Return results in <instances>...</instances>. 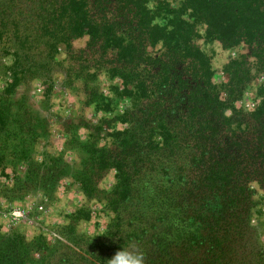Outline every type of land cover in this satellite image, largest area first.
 Masks as SVG:
<instances>
[{"label":"trees","instance_id":"trees-1","mask_svg":"<svg viewBox=\"0 0 264 264\" xmlns=\"http://www.w3.org/2000/svg\"><path fill=\"white\" fill-rule=\"evenodd\" d=\"M202 40L247 50L225 64L222 85ZM1 51L14 62L0 92V168L26 167L7 200L51 195L72 177L113 217L91 238L77 234L74 216L67 241L52 246L0 232V264H108L121 247L142 252L144 264H264L253 223V184L264 193V88L256 109L236 106L264 76V0H0ZM56 74L84 105L103 99V75L134 98L113 118L65 127L74 165L63 154L37 158L49 121L18 96L20 85ZM111 171L107 191L100 183Z\"/></svg>","mask_w":264,"mask_h":264},{"label":"rangeland","instance_id":"rangeland-1","mask_svg":"<svg viewBox=\"0 0 264 264\" xmlns=\"http://www.w3.org/2000/svg\"><path fill=\"white\" fill-rule=\"evenodd\" d=\"M173 6H178L181 0H167ZM82 44V41L78 42ZM203 50L212 58L214 82L222 85L228 80L224 66L231 59L237 58L247 50L244 46L225 49L216 41H200ZM0 92L9 82L10 69L13 66L12 52H0ZM63 58L60 52L58 59ZM101 91L103 99L98 104L84 105V96L80 91L65 86L63 77L56 74L47 80H34L27 85L18 87V96L25 95L29 104L38 110L42 117L49 121V133L38 141L36 155L39 160L48 156L63 154L65 160L71 165L79 162L78 155L66 148L65 127L74 120L77 125L86 119L96 123L103 118H113L120 115L134 104L133 96L122 93L121 80L108 75L101 76ZM264 88V76L259 75L246 89L243 97L236 106L252 111L260 103V89ZM116 129H124L126 124L115 121ZM82 139L88 137L89 131L80 128L78 131ZM105 143L108 140L106 131L102 133ZM49 158V157H48ZM26 171L24 165L15 168L8 166L0 168V232L12 234L19 232L28 239L43 236L49 246L59 241H67L65 226L71 224L74 216L80 217L76 232L80 236L96 238L106 232L107 225L113 217V212L103 200H87L81 192L80 185L72 177L62 179L55 193L46 195L42 191L33 192L21 200L9 201L5 197V188L12 186L14 178L23 175ZM115 171L108 173L100 186L109 191L115 183ZM255 207L253 210V223L262 229V242L264 244V198L263 191L258 184H253Z\"/></svg>","mask_w":264,"mask_h":264},{"label":"clouds","instance_id":"clouds-1","mask_svg":"<svg viewBox=\"0 0 264 264\" xmlns=\"http://www.w3.org/2000/svg\"><path fill=\"white\" fill-rule=\"evenodd\" d=\"M144 259L142 252L121 247L108 259V264H144Z\"/></svg>","mask_w":264,"mask_h":264}]
</instances>
